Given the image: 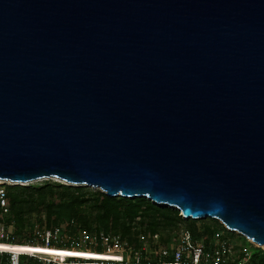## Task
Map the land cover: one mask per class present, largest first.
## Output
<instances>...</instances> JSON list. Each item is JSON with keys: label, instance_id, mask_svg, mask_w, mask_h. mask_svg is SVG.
<instances>
[{"label": "water", "instance_id": "1", "mask_svg": "<svg viewBox=\"0 0 264 264\" xmlns=\"http://www.w3.org/2000/svg\"><path fill=\"white\" fill-rule=\"evenodd\" d=\"M42 179L264 248V0H0V181Z\"/></svg>", "mask_w": 264, "mask_h": 264}, {"label": "trees", "instance_id": "2", "mask_svg": "<svg viewBox=\"0 0 264 264\" xmlns=\"http://www.w3.org/2000/svg\"><path fill=\"white\" fill-rule=\"evenodd\" d=\"M5 191L8 213L4 214L0 205L1 219L6 223L5 228H14V236L7 238L8 241L19 243L45 245L48 240L49 245L54 244L56 231L61 233L65 230L75 240L83 237L85 233L92 235L105 232L120 234L128 240L130 249L139 250L142 247L139 240L130 236L131 223L145 225V230L155 234L170 230L174 224L183 220L187 221L182 219L179 210L158 206L146 198L108 197L99 190L53 181L29 186H9ZM189 230L194 235L198 234L193 227H189ZM47 232L50 235L46 238L44 235ZM171 238L172 236H162L161 242L167 243ZM101 244L98 239L97 251H101ZM1 255L6 261L9 260V254ZM20 258L26 259L29 256L22 255ZM254 258L257 262L254 261L253 264H264V251L258 250ZM86 263L93 261L72 258L69 264Z\"/></svg>", "mask_w": 264, "mask_h": 264}, {"label": "built area", "instance_id": "3", "mask_svg": "<svg viewBox=\"0 0 264 264\" xmlns=\"http://www.w3.org/2000/svg\"><path fill=\"white\" fill-rule=\"evenodd\" d=\"M0 205L4 210H8L6 191L3 188H0ZM220 224L222 228L199 230L200 232L198 233L200 234L198 235H194L189 229L180 230L178 233L174 234L167 243L161 242L158 233L150 234V239L152 241L151 245L154 246H151L150 250L146 248L150 246V243H148L149 240H146V236H142V247L139 250H133L128 246L126 248L122 246V250L117 252V254L121 255L122 260L87 258L88 260H92L93 263L86 264H253L256 258H254L249 248L242 247L235 242L231 234L236 233L247 239L249 243L254 242L238 232L231 231L221 222ZM56 236L57 234L55 233L54 237L56 238ZM83 236L88 237L89 234L85 233ZM91 239L93 243H97L98 239H100L102 244L120 243L119 235L106 234L105 232L94 234ZM0 241L5 240L0 238ZM45 244L49 246L48 240ZM95 252L110 253L109 250L107 251L106 249ZM0 254L11 255V264H19V258L22 256H16L15 254L2 251H0ZM149 255L150 257H148ZM54 259L58 261L61 260V258ZM71 259L72 258H68V262H70ZM152 259L153 261H151Z\"/></svg>", "mask_w": 264, "mask_h": 264}, {"label": "rangeland", "instance_id": "4", "mask_svg": "<svg viewBox=\"0 0 264 264\" xmlns=\"http://www.w3.org/2000/svg\"><path fill=\"white\" fill-rule=\"evenodd\" d=\"M46 181H53V182H59L64 184L63 182L57 180V179H42L39 181H35L33 183H29L27 185H22V186H29V185H34V184H41L44 183ZM9 186H15V184L10 183V182H1L0 181V188H3L6 190V187ZM82 187H86V188H90L88 186H82ZM92 189V188H91ZM94 190H98V189H94ZM100 191V190H99ZM101 192V191H100ZM158 206H163V205H158ZM167 207V206H166ZM8 208V207H7ZM171 208V207H170ZM3 210L4 214L8 213V210ZM180 216L182 217V215L180 214ZM2 214H0V238H3V240L8 241L7 238H11L14 236V228L12 226H8L7 228H5V222L2 221ZM182 219H185L184 217H182ZM187 221H181L179 223H176L173 225V227L170 230H166V231H161L158 234L160 235V240L162 238V236L167 237V236H173L174 234L178 233L180 230L183 229H189V227H193L196 229L197 232H200L199 230L203 231V230H211V229H217V228H222V225L220 224L219 221H216L215 219H200V220H192V219H186ZM131 229H130V236L135 240L138 239L139 240V244L141 245V237L142 236H146V240H149L148 243H150V246L146 247L147 250H150L151 246V239H150V232H148L147 230H145V225H141L137 222H133L131 223ZM65 229V226L63 227V230ZM56 238L54 237L55 243L54 244H50L48 245H42V246H47L50 248H61V249H69V250H82V249H86V250H91L93 252L97 251V243L96 242H91L92 239L91 237L94 234H89L88 237H81L78 240L75 239H71V237L69 236L68 233L65 232H61L59 233L58 231H56ZM200 234V233H198ZM197 234V235H198ZM119 235V240L120 243L118 244H101V251L103 249H106L107 251L109 250V252L111 253H117L119 251L122 250V246L123 247H127L128 244V240L126 238H123L120 234ZM3 236V237H2ZM44 236H49V233L47 232ZM55 236V235H54ZM43 237V236H42ZM232 239L237 242L239 245H241L242 247H247L249 248L250 252L253 255H256L258 250H263L264 248L261 246H258L257 244L254 243H249L247 241V239H245L244 237H241L240 235L236 234V233H232L231 234ZM16 242V241H14ZM71 242V243H70ZM35 245H41L38 243H32ZM128 244V245H127ZM154 247V246H153ZM152 247V248H153ZM29 256V255H28ZM9 260L6 261L5 257H2V255L0 256V264H11V255L8 256ZM150 257V255L148 256ZM88 260V259H87ZM56 261L57 263H61V264H66L68 262V260H55L54 258L48 257V256H44V255H33V256H29V258L26 259H19V264H48L49 262H54ZM70 262H68L67 264H69Z\"/></svg>", "mask_w": 264, "mask_h": 264}, {"label": "bare ground", "instance_id": "5", "mask_svg": "<svg viewBox=\"0 0 264 264\" xmlns=\"http://www.w3.org/2000/svg\"><path fill=\"white\" fill-rule=\"evenodd\" d=\"M0 251L15 254L16 256L23 254L44 255L56 259L61 258V260H66L68 258L122 260L121 255L117 253L93 252L86 249L69 250L61 248H50L47 246L35 245L32 243H19L13 241H0Z\"/></svg>", "mask_w": 264, "mask_h": 264}]
</instances>
